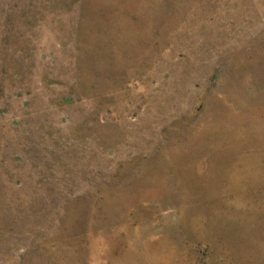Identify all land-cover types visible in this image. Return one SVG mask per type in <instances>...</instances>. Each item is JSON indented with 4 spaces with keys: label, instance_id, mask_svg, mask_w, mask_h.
Wrapping results in <instances>:
<instances>
[{
    "label": "rangeland",
    "instance_id": "rangeland-1",
    "mask_svg": "<svg viewBox=\"0 0 264 264\" xmlns=\"http://www.w3.org/2000/svg\"><path fill=\"white\" fill-rule=\"evenodd\" d=\"M0 264H264V0H0Z\"/></svg>",
    "mask_w": 264,
    "mask_h": 264
}]
</instances>
